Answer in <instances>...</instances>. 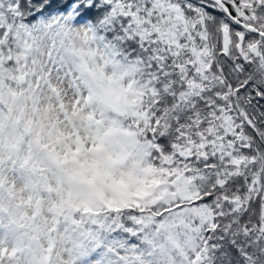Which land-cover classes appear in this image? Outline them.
I'll use <instances>...</instances> for the list:
<instances>
[{
    "label": "snow or ice",
    "instance_id": "6c2138e0",
    "mask_svg": "<svg viewBox=\"0 0 264 264\" xmlns=\"http://www.w3.org/2000/svg\"><path fill=\"white\" fill-rule=\"evenodd\" d=\"M0 264H264V0H0Z\"/></svg>",
    "mask_w": 264,
    "mask_h": 264
}]
</instances>
